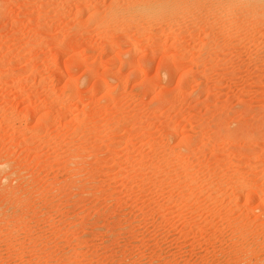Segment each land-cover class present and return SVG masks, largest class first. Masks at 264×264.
I'll use <instances>...</instances> for the list:
<instances>
[{
  "label": "rangeland",
  "instance_id": "374dc122",
  "mask_svg": "<svg viewBox=\"0 0 264 264\" xmlns=\"http://www.w3.org/2000/svg\"><path fill=\"white\" fill-rule=\"evenodd\" d=\"M0 264H264V0H0Z\"/></svg>",
  "mask_w": 264,
  "mask_h": 264
}]
</instances>
